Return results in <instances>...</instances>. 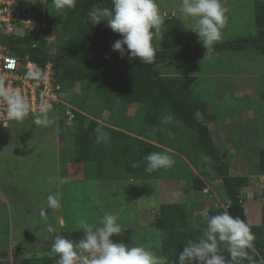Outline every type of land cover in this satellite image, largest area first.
<instances>
[{"label":"rangeland","instance_id":"rangeland-1","mask_svg":"<svg viewBox=\"0 0 264 264\" xmlns=\"http://www.w3.org/2000/svg\"><path fill=\"white\" fill-rule=\"evenodd\" d=\"M26 1L29 4L24 3L30 6L29 19L36 21L35 15L44 9L47 24V5L51 0H47L46 4L41 0ZM31 2L34 5L32 7ZM156 2L164 16L167 15L162 27V41L157 45L158 51H179L182 56H187L198 48L204 49L197 35L187 28L194 21L179 13L181 0ZM221 2L228 8V23L222 29V39L215 44L213 53L191 62L174 60L169 68L162 69V73L171 77L194 78L189 90L206 105V114L213 117L205 122L210 130L212 144L221 152L232 154L230 174L244 177L247 176L243 175L247 169L250 168L252 172L257 170L259 154L264 151V54L252 47L243 51H232L228 47L239 39L257 36L254 6L256 2L263 3L264 0ZM50 5L48 9L51 11L52 7V11L55 10L52 3ZM48 25L42 30L33 23L21 24L16 35H35L44 40V48L49 54H55L57 28ZM218 46L226 49L218 51ZM79 88L76 85L69 98L68 93L61 92L60 102L63 104L60 105L66 108L64 111H68L70 106L76 111L86 112L90 117L94 115L93 118L98 117L97 113L101 111L102 116H106L105 105L93 92L89 93L79 108L73 99ZM56 106L50 113L54 119L51 126L36 125L33 121L37 114L30 113L22 123L10 121L9 128L0 127V261L40 264L42 259H58L50 250L55 235L82 232L78 228L79 219L97 223L103 212L109 211L118 214V222L123 230L131 233V245L149 247L158 255L168 257L169 264V241L173 230L164 231L156 227L158 207L184 203L189 225L192 222L196 224L192 216H197L200 211V208L194 207L201 206L205 210L211 205L222 207L218 194H214L217 192L216 187H220V181H206L208 188L200 194L204 197L201 205L197 203L200 202L199 196L195 198L188 192L191 182L188 168H193V162L184 158L177 160V163L186 168V175L178 180L171 179L170 172L165 171L131 181L128 178L99 179L104 173L96 169L95 165L93 172L85 164H76L72 158L69 159V148L72 151L70 139L67 138V143L61 139V135L69 131L65 133L64 128H61L58 120H64L63 110L62 106ZM119 106L126 105L120 103ZM133 115L134 109L129 107L127 116ZM196 117L198 122L204 121L202 114L198 113ZM67 127L71 129V124ZM184 136H177L170 144L178 145ZM103 172L111 173L106 166ZM198 176L201 175L198 173ZM50 177H55L56 183H50ZM258 179L262 180L254 177L250 189L240 192L242 200L254 198ZM57 192L62 194L61 207L50 209L47 207V196ZM176 192L181 193L179 198L174 196ZM260 193L264 196V191ZM254 205L260 209L258 203L254 202ZM248 206L245 203V209ZM42 210L45 216L41 215ZM184 222H180V225ZM48 224H52L56 232H48ZM176 224L174 229L181 227L178 226L179 221ZM253 233L259 234L264 240V232L256 233L253 230Z\"/></svg>","mask_w":264,"mask_h":264},{"label":"trees","instance_id":"trees-1","mask_svg":"<svg viewBox=\"0 0 264 264\" xmlns=\"http://www.w3.org/2000/svg\"><path fill=\"white\" fill-rule=\"evenodd\" d=\"M49 5H47V24L57 28L58 44L55 54H49L44 48V40L36 38L35 35L10 37L13 44L9 45V49L23 64L26 63L25 55L41 70H44L47 63H51L54 79L60 85L59 95L65 92L68 93L69 98L74 87L79 85V92H75L73 99L79 104L80 109L86 97L92 92L99 96L105 105L107 115L103 117L101 111L97 113L96 118H93L94 115L90 117L78 108L79 111L73 108V119L69 123L71 129L67 127V116L64 113L66 108L60 104L56 106H62L63 110L64 120L60 118L58 120L62 125L60 127L64 128L65 133L69 131L64 135L60 134L64 142L67 143V138L70 139L72 151L69 148V159L72 158L76 164H85L86 168L93 172L95 165L96 169L104 173L99 179L128 178L130 181L158 175L160 171L170 172V178L178 180L186 175V168L180 167L177 160L182 158L192 160L193 168L201 176L207 177L210 172L222 181L225 193V198L222 199L223 205L226 206L227 202L231 201V207L227 209L229 213L246 221L240 191L252 186L253 177L264 176V151L259 154L258 168L255 172L244 177H230L229 162L232 154L221 152L213 146L205 125V122L212 120L213 117L206 114V105L198 101L189 90L190 85L195 81L194 78L171 77L162 73V69L169 68L174 60L191 62L196 58H204L206 50L198 48L187 56H182L179 51L157 50L156 61L153 64H143L138 58L131 60L127 56L121 58L118 52L112 50L111 45L122 37L113 33L104 22L93 26L87 15L94 5L110 8L111 0H77L76 7L67 10L63 15L58 14L56 10L52 11V7L50 11ZM21 6L27 8L26 4L22 3ZM254 8L257 36L239 39L236 43L230 44L229 50L243 51L252 47L264 54V2H256ZM217 48L218 51H222L224 47ZM120 103L126 106H119ZM129 107L134 109L132 117L127 116ZM198 113L203 115L204 121L198 122L196 117ZM168 115L174 118L173 121L163 124V117ZM98 126H102L108 134L107 144L94 143V130ZM183 134L185 136L182 142L176 146L170 144L177 136ZM149 152L168 154L175 160L174 166L158 169L151 174L146 173L144 171L146 162L143 157ZM134 163L137 167L132 166ZM105 166L110 168L111 173L103 172ZM188 170L191 180L189 189L196 197L199 196L201 205L204 197L200 194L204 191L205 184L195 175L194 170L190 168ZM194 208L204 210L201 206ZM158 209L156 227L160 230L178 231L182 229L180 222L184 221L185 227L187 226L185 223L188 214L185 204H164ZM207 211L210 215H215L224 209L211 205ZM262 214V225L257 228L251 227L252 232L253 230L256 233L264 232L263 211ZM192 218L196 219V236L199 237L205 225L202 224L199 213ZM177 221H179L178 226L181 227L174 229ZM60 234L76 241L82 236V232ZM193 236L192 230L177 237L181 238L178 241L180 252ZM255 236L253 242L255 247L249 251L253 259L259 262L264 259V240L259 234ZM182 237L185 239L182 240ZM112 239L131 245V233L128 230H123L120 236H114ZM221 251L230 258L226 249L222 248ZM170 259L173 262L177 256H172ZM0 264L9 263L0 261ZM40 264H57V258L42 259ZM242 264H250V262L244 260Z\"/></svg>","mask_w":264,"mask_h":264},{"label":"clouds","instance_id":"clouds-1","mask_svg":"<svg viewBox=\"0 0 264 264\" xmlns=\"http://www.w3.org/2000/svg\"><path fill=\"white\" fill-rule=\"evenodd\" d=\"M41 2L46 4L47 0ZM51 3L56 12L63 15L67 10L76 7L77 0H51ZM30 5L32 7L33 2ZM111 5L110 8L99 5L92 7L87 14L92 25L104 22L113 33L122 37L111 45L112 50L118 52L121 58H138L143 64H153L156 61L157 45L162 41V27L167 15L164 16L161 12L156 0H111ZM28 8L30 9V6L26 10ZM179 13L194 21L187 28L197 35L198 42L206 50L205 57L210 56L215 44L222 39V29L228 23V8L221 0H181ZM44 17L45 14L42 16L41 13L38 20L47 26ZM27 75L29 79H38L40 73L34 70L29 71ZM0 102H3L7 115V119L0 120V127L9 128L10 121L22 123L30 115L31 106L26 97L19 90L6 88L2 81ZM52 109L50 102H42L33 122L38 126H51L54 123L50 116ZM67 110L72 112L74 109L68 106ZM173 119L171 115L165 116L162 123H171ZM66 120L68 124L71 122L68 117ZM94 131V143L109 142V136L102 126H98ZM208 131L210 134L209 128ZM143 160L146 162L144 171L148 174L161 168H171L175 164L171 156L161 152H149L144 155ZM132 166L137 167V164ZM49 182L56 183V178L50 177ZM61 195L59 192L49 194L47 207L59 209ZM174 196L179 198L181 193L176 192ZM230 207L231 201H228L225 210L215 215L201 210V222L205 227L196 240L187 241L175 264H242L244 260H248L250 264H264V259L257 262L250 255L249 250L254 249L253 242L256 239L251 226L240 217L232 216L227 210ZM41 215L45 216V211L42 210ZM118 221V214L104 211L97 223H89L84 218L78 220V228L82 231L78 241L61 234L55 235L50 250L58 256L57 264H168V257L158 255L149 247L114 241L112 237L120 236L123 232V227ZM47 231L52 233L56 232V229L52 224H48ZM222 248L226 249L230 258L223 254Z\"/></svg>","mask_w":264,"mask_h":264},{"label":"built area","instance_id":"built-area-1","mask_svg":"<svg viewBox=\"0 0 264 264\" xmlns=\"http://www.w3.org/2000/svg\"><path fill=\"white\" fill-rule=\"evenodd\" d=\"M24 2L28 3L26 0H0V81L8 89L19 90L31 106L30 113L38 114L39 105L44 101L50 102L53 108L55 105L63 104L60 102V85L54 79L52 64L47 63L44 70L38 69L27 55H25L26 63L23 64L10 51L9 44L1 39L4 37L10 40V37L16 35L17 28L25 23H33L38 29L45 30L46 25L38 20L41 13L43 16L44 9L35 15L37 20L32 21L29 19L30 9L19 7L22 3L25 4ZM9 43L13 44L12 41ZM34 70L39 71V78L29 79L27 74ZM65 115L68 120L73 118L71 111H66ZM4 119H7V115L3 102H0V120Z\"/></svg>","mask_w":264,"mask_h":264},{"label":"crops","instance_id":"crops-1","mask_svg":"<svg viewBox=\"0 0 264 264\" xmlns=\"http://www.w3.org/2000/svg\"><path fill=\"white\" fill-rule=\"evenodd\" d=\"M231 154V153H230ZM192 170H195V169H193L192 168ZM251 170H250V168L249 169H247V172L246 173H244L243 175H250L251 174ZM194 173H195V175L196 176H198V171H194ZM200 174V173H199ZM229 176L230 177H237V176H233V175H231L230 174V168H229ZM238 177H241V176H238ZM257 178H262V180H259V184H258V190H257V192L256 193H254V198H252V199H247V200H245L244 201V198H243V207H244V205H245V203H247L249 206L245 209V207H244V216H245V220H246V222L253 228V227H260L261 226V223H262V211L264 212V196L260 193V192H262V191H264V176H256ZM198 178L202 181V182H204V184H205V188H208V184L206 183V181H208V182H213V181H220V183L222 184V181L221 180H219L217 177H216V175H213V174H211L210 172H209V174H208V176L207 177H204V176H198ZM254 178V177H253ZM252 183H253V179H252ZM221 184H220V187H216V190H217V192H215L214 194H218V196H219V199L220 200H222V199H224L225 198V193H224V188H223V184H222V186H221ZM214 188V187H213ZM223 188V189H222ZM246 189H250V187L249 188H244V189H242L240 192H242V191H245ZM189 191L188 192H190L191 193V195H194L193 197H195L196 198V196H195V193H193V191L191 190V189H188ZM220 191H223V192H221V193H219ZM247 194H248V192H247ZM222 197V198H221ZM248 201V202H247ZM222 202H223V200H222ZM254 202L255 203H258L259 205H260V209L258 208V207H256L255 205H254ZM197 203H199V202H197ZM250 203V204H249ZM177 204H184V203H177ZM164 205V204H163ZM166 205V204H165ZM167 205H170V204H167ZM172 205V204H171ZM221 205H222V207H220V206H217V207H220V208H222V209H224L225 210V205H223V203H221ZM225 206V207H224ZM204 209V208H203ZM205 210V209H204ZM200 212H201V210L199 211V214H200ZM260 221H261V223H260ZM257 222V223H256ZM256 223V224H255ZM187 226L185 227V225L183 224L182 225V230L180 229V230H178V231H174L172 234H174L173 235V238L170 236V239H171V241H169V242H171V245H170V252H168V254H169V256L170 257H172V256H177L178 257V255H179V253H180V246H179V243H178V241L177 240H175L174 238H177L178 236L180 237L182 234H185V233H187V232H189V231H194V236H193V238H190L191 240H196L197 239V237L198 236H196L197 235V232H196V224L195 223H191L190 225L189 224H187V223H185ZM260 225V226H259ZM191 233H193V232H191ZM199 235V234H198ZM187 244V242L185 243V245ZM184 247V246H183ZM182 251V250H181ZM177 261V259L175 260V261H171V259L169 258V262H171L170 264H175V262Z\"/></svg>","mask_w":264,"mask_h":264},{"label":"water","instance_id":"water-1","mask_svg":"<svg viewBox=\"0 0 264 264\" xmlns=\"http://www.w3.org/2000/svg\"><path fill=\"white\" fill-rule=\"evenodd\" d=\"M1 39H2L4 42L9 43V41H8L6 38L2 37ZM9 44H10V43H9Z\"/></svg>","mask_w":264,"mask_h":264},{"label":"bare ground","instance_id":"bare-ground-1","mask_svg":"<svg viewBox=\"0 0 264 264\" xmlns=\"http://www.w3.org/2000/svg\"><path fill=\"white\" fill-rule=\"evenodd\" d=\"M225 207V206H224Z\"/></svg>","mask_w":264,"mask_h":264}]
</instances>
